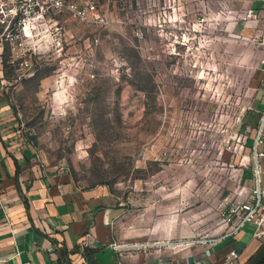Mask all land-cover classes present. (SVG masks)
Listing matches in <instances>:
<instances>
[{
    "label": "rangeland",
    "instance_id": "rangeland-1",
    "mask_svg": "<svg viewBox=\"0 0 264 264\" xmlns=\"http://www.w3.org/2000/svg\"><path fill=\"white\" fill-rule=\"evenodd\" d=\"M66 1L92 4L102 21L63 13L17 52L0 42L19 138L48 168L119 196L129 243L222 237L251 166L243 140L261 77L240 10L228 0Z\"/></svg>",
    "mask_w": 264,
    "mask_h": 264
},
{
    "label": "crops",
    "instance_id": "crops-1",
    "mask_svg": "<svg viewBox=\"0 0 264 264\" xmlns=\"http://www.w3.org/2000/svg\"><path fill=\"white\" fill-rule=\"evenodd\" d=\"M228 1L240 10L234 11L239 18L249 9L262 10L264 2ZM243 21L239 22L250 29L251 38L264 30L263 19ZM255 48L261 77L254 92L256 122L243 140L247 153L252 151L258 115L264 108V65L261 51ZM1 49L0 44V53ZM2 78L0 69V264H227L231 250L238 256L237 264H243L264 242L252 238L248 226L237 231L230 227L214 240L167 246L157 242L154 248L125 241L130 231L121 225L127 209L119 196L105 185L80 186L67 169L48 168L21 141ZM246 171L251 176L250 169H242V182L247 181ZM87 232L92 241L83 246Z\"/></svg>",
    "mask_w": 264,
    "mask_h": 264
},
{
    "label": "built area",
    "instance_id": "built-area-1",
    "mask_svg": "<svg viewBox=\"0 0 264 264\" xmlns=\"http://www.w3.org/2000/svg\"><path fill=\"white\" fill-rule=\"evenodd\" d=\"M66 13L73 18L87 20L90 16L102 21L96 14L94 6L86 3L79 7L73 1L66 0H0V42H6L11 51H19L23 42L29 37L30 32L37 26H41L45 34L50 26L52 17ZM177 15L173 12L168 17L167 23L176 27ZM245 21L257 22L264 20V2L262 10L255 12L253 9L247 10L243 17ZM206 17H199L196 26H204ZM55 30L58 29L56 26ZM196 28H192L195 31ZM135 36L142 37V32L138 29ZM181 39V38H180ZM252 43L261 53L260 63L264 65V30L256 37L252 38ZM264 128V108L259 112L257 119V130L253 140L251 157V180L252 186H248L247 181L238 182L234 190L235 198L230 202L226 211L227 222L233 231L243 227H250L251 236L254 239L264 241V149L260 150L263 143ZM92 241L90 232L85 233L83 246H89ZM237 254L231 250L226 260L227 264H237Z\"/></svg>",
    "mask_w": 264,
    "mask_h": 264
},
{
    "label": "trees",
    "instance_id": "trees-1",
    "mask_svg": "<svg viewBox=\"0 0 264 264\" xmlns=\"http://www.w3.org/2000/svg\"><path fill=\"white\" fill-rule=\"evenodd\" d=\"M243 264H264V242Z\"/></svg>",
    "mask_w": 264,
    "mask_h": 264
}]
</instances>
